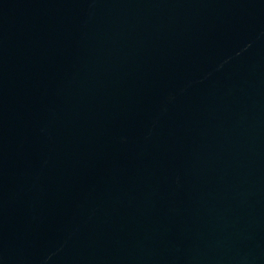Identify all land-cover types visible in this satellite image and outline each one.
I'll use <instances>...</instances> for the list:
<instances>
[{"label": "water", "instance_id": "1", "mask_svg": "<svg viewBox=\"0 0 264 264\" xmlns=\"http://www.w3.org/2000/svg\"><path fill=\"white\" fill-rule=\"evenodd\" d=\"M0 264H264V0H0Z\"/></svg>", "mask_w": 264, "mask_h": 264}]
</instances>
